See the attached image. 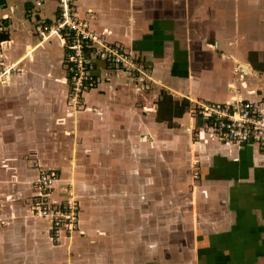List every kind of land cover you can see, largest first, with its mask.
<instances>
[{
	"label": "crops",
	"instance_id": "crops-1",
	"mask_svg": "<svg viewBox=\"0 0 264 264\" xmlns=\"http://www.w3.org/2000/svg\"><path fill=\"white\" fill-rule=\"evenodd\" d=\"M73 2L78 20L146 74L92 58L96 83L76 105L65 45L42 37L59 1L0 0V53L17 63L0 81V264H264V154L202 130L196 139L179 135L197 122L195 102L264 98V0ZM165 96L190 107L169 121ZM167 135L172 154H183L172 159L169 184ZM87 153L97 163H79ZM49 167L60 175L50 201L64 198L71 181L80 203L79 234L69 240L54 241L50 218L31 211L42 199L39 171ZM169 208L167 218L187 219L185 231L163 228Z\"/></svg>",
	"mask_w": 264,
	"mask_h": 264
},
{
	"label": "built area",
	"instance_id": "built-area-1",
	"mask_svg": "<svg viewBox=\"0 0 264 264\" xmlns=\"http://www.w3.org/2000/svg\"><path fill=\"white\" fill-rule=\"evenodd\" d=\"M58 1L59 15L54 22L43 23L42 37L56 35L65 45L70 96L76 105L80 104L76 102L77 99L96 83L89 70L92 58L103 59L119 68L138 73L139 76L146 74L144 67L133 58L131 53L105 41L85 22L77 19L73 0ZM37 3H40V0H37ZM16 68L17 63H6L0 53V81L8 80ZM201 111L205 114L208 128L215 132L220 140L249 143L264 154V98L235 97L223 103L207 102L202 104ZM58 179L57 170L53 168L40 170L37 186L41 191L42 199L31 204V211L34 214L50 218L54 230L53 237L56 239L60 237V230L63 227L70 232L77 230L79 214V202L72 189H67V196L61 202L64 208L62 214L55 213L52 204L47 202Z\"/></svg>",
	"mask_w": 264,
	"mask_h": 264
},
{
	"label": "rangeland",
	"instance_id": "rangeland-1",
	"mask_svg": "<svg viewBox=\"0 0 264 264\" xmlns=\"http://www.w3.org/2000/svg\"><path fill=\"white\" fill-rule=\"evenodd\" d=\"M68 90H69V100L70 101H72V102H75V101H73L72 100V96H70V82H69V87H68ZM76 102H82V97H79L78 99H77V101ZM204 103H207V102H205V101H200V102H195V103H193V111L192 110H190V115H193V116H196L197 117V122H196V124H194L192 127H189L188 126V128H187V126H186V129H183V132H185V133H181V134H179V135H183V134H186L187 135V137H188V139H189V137L191 136V138L192 139H196L197 138V134H199V132H200V130H202L204 133H208L212 138H214V139H216V140H220L218 137H217V135H216V133L215 132H213L211 129H209L208 128V126H207V122H206V118H205V114L201 111V106H202V104H204ZM192 111V112H191ZM183 123V122H182ZM183 124H185V123H183ZM186 125V124H185ZM184 125V126H185ZM180 126H181V124H180ZM182 131V130H181ZM189 132H190V134H189ZM189 134V135H188ZM165 137H167V138H165V140H164V142H163V153H164V156H163V170H164V172H163V180H165V184H169V183H171V180L174 178V174L175 173H172V171H171V168L170 167H172V159H174V158H176V159H182V151H181V154H179V155H173L172 153V147H174V142L176 141V140H174V139H170L169 137H171V136H165ZM190 138V139H191ZM174 141V142H173ZM221 141V140H220ZM222 141H224V140H222ZM191 142V141H190ZM190 143H189V140H188V145H189ZM185 151V150H184ZM151 157H152V155H149L148 156V164H150V166L148 167V179H149V181H152L153 180V176H152V173L150 172V167L152 166V163L154 164V160L153 159H151ZM83 160H86L85 162H82V159ZM99 159V156H97V155H95V154H91V153H87V154H83V156H80V162L79 163H86L85 165L86 166H90L91 165V163L93 162V164L94 163H97V160ZM119 160H121L122 161V158L121 159H116V161H119ZM90 162V164L88 165L87 164V162ZM193 161V163H194V161H196L195 162V168H199L201 165H200V163L197 161V160H192ZM49 168H53V169H55L54 167H49ZM49 168H45V169H49ZM42 170V169H41ZM56 170V169H55ZM166 171H167V173H166ZM57 172H58V177H60V175H59V171L57 170ZM80 173V178H82V174H83V172L82 171H80L79 172ZM86 173V172H85ZM119 174V172H117L116 173V176ZM89 175H91V171L89 172ZM195 179L197 180L198 179V175H199V173H198V170L197 171H195ZM92 176V175H91ZM123 178V176H119L118 175V178ZM38 178H39V174H38V177H37V180H38ZM111 178V177H110ZM162 178V177H161ZM36 184H37V181H36ZM69 184V185H68ZM191 187V186H190ZM169 188H171V187H169ZM169 188H166L165 187V189H164V194L167 196V195H170L172 192L170 191V189ZM67 189H72V192H73V194L75 195V197H76V191H75V188H74V184L71 182V181H69L68 183H67V185H66V192H65V196H67ZM51 192H52V190H51ZM158 194L159 193V190H157V189H155V188H153L152 189V191H149L148 192V195H147V198H148V202H147V207L152 211V210H154V203H152L153 202V198H154V195L155 194ZM65 196H64V198H61V199H53L52 201H50V200H47V202H50V204H52V209H54V212L55 213H57L58 215H60V214H62L63 212V210H64V208H63V204L61 203L62 201H64L65 200ZM80 204V203H79ZM158 205L160 204V203H157ZM166 205H171V203H167V204H165L164 206H166ZM170 207V206H169ZM80 209H81V207H80V205H79V214H78V218H77V230L76 229H74L73 231H69V230H66L64 227L63 228H61V235H60V237L59 238H54L53 236H54V230H53V227H52V238H53V240L54 241H59L60 240V238L61 237H66L67 238V240H69V239H72V238H74V236H76V235H78L79 234V230H80V226H79V218H80ZM57 210V211H56ZM58 210H60V211H58ZM165 210V212H164V215H165V219L163 220V228L164 229H168V228H171V229H180V231L182 232V231H185L187 228H186V226H188V223H187V219L181 214L180 216H179V218H177V217H174L173 218V221H172V217H170V218H167V214H169V210H171L170 208L169 209H164ZM167 210V211H166ZM169 221L170 223H171V226H168V224L167 223H165L166 221ZM155 223V221L153 220V224ZM186 238H187V236L186 235H182L181 234V237H180V242H181V240L183 239V241H187L186 240ZM185 245V244H184ZM181 247H182V244L180 245Z\"/></svg>",
	"mask_w": 264,
	"mask_h": 264
},
{
	"label": "trees",
	"instance_id": "trees-1",
	"mask_svg": "<svg viewBox=\"0 0 264 264\" xmlns=\"http://www.w3.org/2000/svg\"><path fill=\"white\" fill-rule=\"evenodd\" d=\"M164 100H165V102H162L161 110L163 111V113H165V115L163 117L167 118L169 121L172 119V117H174L176 115L181 116L182 113L184 111H186L187 109H189V107H190V102L188 100L171 102L172 101L171 97H166V96H165ZM166 100L168 102H166ZM174 104H175V106H173ZM169 124H170V122H169Z\"/></svg>",
	"mask_w": 264,
	"mask_h": 264
}]
</instances>
